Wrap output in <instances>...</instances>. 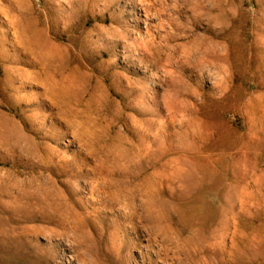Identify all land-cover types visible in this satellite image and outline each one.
<instances>
[{
    "label": "rangeland",
    "instance_id": "rangeland-1",
    "mask_svg": "<svg viewBox=\"0 0 264 264\" xmlns=\"http://www.w3.org/2000/svg\"><path fill=\"white\" fill-rule=\"evenodd\" d=\"M0 264H264V0H0Z\"/></svg>",
    "mask_w": 264,
    "mask_h": 264
}]
</instances>
